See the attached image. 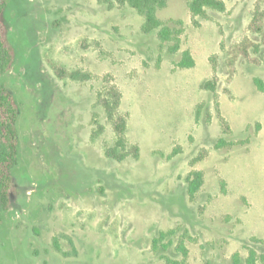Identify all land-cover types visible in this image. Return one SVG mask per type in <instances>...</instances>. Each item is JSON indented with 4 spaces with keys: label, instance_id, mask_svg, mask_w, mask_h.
Here are the masks:
<instances>
[{
    "label": "rangeland",
    "instance_id": "374dc122",
    "mask_svg": "<svg viewBox=\"0 0 264 264\" xmlns=\"http://www.w3.org/2000/svg\"><path fill=\"white\" fill-rule=\"evenodd\" d=\"M223 1L194 19L168 0L171 52L117 0H9L20 143L0 264H264V0Z\"/></svg>",
    "mask_w": 264,
    "mask_h": 264
},
{
    "label": "trees",
    "instance_id": "16d2710c",
    "mask_svg": "<svg viewBox=\"0 0 264 264\" xmlns=\"http://www.w3.org/2000/svg\"><path fill=\"white\" fill-rule=\"evenodd\" d=\"M122 6H128L136 10L143 18V31L145 33H156L161 42L170 43V51L177 52L181 50V34L182 28L176 27L161 20L158 17V11L167 6L168 0H117ZM9 0H0V227L4 222L3 213L8 210L12 202V183L13 170L19 163V129L18 121L20 116V105L18 104L14 94L3 83L2 79L12 69L16 50L10 41L9 24L7 23V9ZM189 9L194 19L197 17H206L209 9L222 11L225 9L223 0H189ZM195 59L189 50H183L181 59L177 63L180 68H192L195 66ZM257 84H262L260 80H256ZM203 86H213V83L205 82ZM212 87V88H213ZM110 109V108H109ZM111 110V109H110ZM109 110V111H110ZM127 123L124 119L116 123L118 137L116 144L112 148H108L106 154L108 157L123 160L126 158L124 153H121L120 148L126 146V141L123 136L126 130ZM96 135V131H94ZM229 142L221 139L217 146L221 148ZM203 174L201 171H194L187 177V193L193 199L203 185ZM165 237V233L162 234ZM155 245L158 243V238L154 239ZM180 249L187 257V249L181 243ZM170 264H184V261H174L165 258ZM233 264H239L238 255L233 257ZM256 261L255 252L252 251L249 264H254Z\"/></svg>",
    "mask_w": 264,
    "mask_h": 264
}]
</instances>
